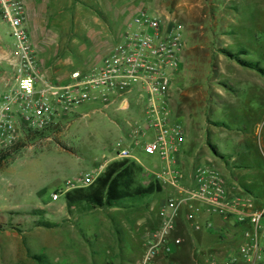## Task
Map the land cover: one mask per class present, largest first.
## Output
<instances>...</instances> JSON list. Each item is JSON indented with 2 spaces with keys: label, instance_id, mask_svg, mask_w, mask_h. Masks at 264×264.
I'll use <instances>...</instances> for the list:
<instances>
[{
  "label": "rangeland",
  "instance_id": "obj_1",
  "mask_svg": "<svg viewBox=\"0 0 264 264\" xmlns=\"http://www.w3.org/2000/svg\"><path fill=\"white\" fill-rule=\"evenodd\" d=\"M151 1L140 0L138 7L120 14L124 24L115 33L108 30L112 17L104 15V11L98 16V25L86 15L78 17L76 23L74 16L59 17L60 27L65 28L60 33L59 43L67 50L61 49L55 60H63L70 73L98 68L138 10H146L149 15L156 12L176 18L184 28L185 47L169 98L172 116L180 122L182 120L191 138L199 132L207 137L206 131L212 128L208 120L220 123L223 134H211L210 137L222 157L220 170L227 175V165L236 167L239 173H248L250 168L241 164L252 156L255 162L261 163L263 175L255 174L249 178L246 174L247 181L242 179L239 184L257 189V194L263 197V155L259 150L255 152L250 136H246L243 142L238 136L227 137L226 134L229 131H252L253 113L264 109V0H161L156 5ZM250 71L253 74H249ZM242 79L257 83L241 84L231 90L225 88L232 84L230 80ZM226 90L230 91L229 97L236 98L233 108L217 107ZM142 107L140 103L134 111L136 118L130 119L131 109L117 110L114 106L104 108L101 104L86 103L72 114L57 119L39 135L22 128L18 152L12 156L18 155L9 160V164L13 170L18 168V172H22L21 179L48 184L33 202L28 200L29 209L18 211L21 214L7 210L0 215V264H109V261L136 264L143 249L144 208L133 212L103 208L83 214H78V208H75L69 214L68 209L58 211L56 207L66 206L62 192L68 180L107 161L108 155L116 153L120 146L134 143L127 136L128 126V130L120 126L129 119L131 124L142 121ZM147 139L146 136L140 140ZM29 147H32L30 151ZM135 155L140 166L153 168L161 164L156 156H148L143 151ZM134 165L137 169L136 187L145 188L142 168ZM25 172L32 174L27 177ZM255 172L260 171L255 169ZM14 178L5 174L2 179L3 183H12L10 195L3 196L5 204L15 202L14 191L18 186ZM53 193L59 194L58 200L51 198ZM167 195L168 192L163 190L151 198L154 201L166 199ZM141 199L121 202L135 204ZM105 231L112 232L110 240L101 238ZM214 237V234L207 235L202 243H197V250L205 255L207 264L210 255L203 243ZM226 239L233 241L229 236ZM260 241L263 245L264 239Z\"/></svg>",
  "mask_w": 264,
  "mask_h": 264
},
{
  "label": "built area",
  "instance_id": "obj_2",
  "mask_svg": "<svg viewBox=\"0 0 264 264\" xmlns=\"http://www.w3.org/2000/svg\"><path fill=\"white\" fill-rule=\"evenodd\" d=\"M0 18L8 24L14 40L17 81V87L0 99V151L20 142L22 128L28 132L44 131L86 103L123 109L128 96L135 93L143 104V119L131 125L129 138L133 145L120 146L116 156L137 161L131 148L140 146L143 153L156 156L161 163L153 168L141 166L143 184L168 186L176 193L159 207L160 223L146 235L145 251L137 264H156L160 254L168 256L181 244V238L172 237L181 213L195 232L221 234L222 226L227 224L231 229L229 237L237 242L238 257L247 264H264L260 243L264 239V198L257 203L255 196L211 165L196 168L192 186L183 185L185 175L179 166V154L184 129L173 118L169 103L185 47L184 28L176 18L138 10L101 65L72 72L71 80L63 86L47 81L37 86L40 70L24 26L23 3L0 0ZM146 136L147 140H140ZM257 137L259 142L264 139V119L257 127ZM260 151L264 157V148L260 147ZM105 168L99 164L68 180L62 193L89 187ZM58 197V193L52 194L53 200ZM204 217H217L221 225ZM235 261L233 257L222 262L210 256L208 264Z\"/></svg>",
  "mask_w": 264,
  "mask_h": 264
},
{
  "label": "crops",
  "instance_id": "obj_3",
  "mask_svg": "<svg viewBox=\"0 0 264 264\" xmlns=\"http://www.w3.org/2000/svg\"><path fill=\"white\" fill-rule=\"evenodd\" d=\"M20 1L23 3L25 8L24 26L28 32L33 53L36 57L38 67L40 70V79L37 86H42L44 81H47L56 86H63L71 80V74L73 71L71 73L67 71L65 65L62 62L63 60L60 59L55 60L54 58L55 56L60 55L61 49L67 50L66 47L60 46L59 43V40L61 39L60 33L65 31V28L60 27L61 21L59 20V17L74 16L76 18L75 20L76 23L78 17L82 15H86L91 18L92 23L98 25L100 23L98 16L99 14L103 15V11H104V15L106 14L107 16L109 15L112 17L111 20L112 23H110V26H108V30L111 29L113 30L112 32L115 33L116 31H118L120 27L122 28V25L124 24L120 20L119 15L128 11L130 8L138 7L139 5H137V3L140 0H20ZM151 2L152 5H156L157 3H161L162 1L152 0ZM110 27H112L113 29ZM86 28L87 30L90 29V27H86ZM74 38L76 39V37ZM15 60H16V55L14 50V40L10 35V28L8 24L0 18V99L3 94L8 93L9 91L17 87L16 73L13 66ZM250 73L253 74L251 71L249 72V74ZM230 81L232 83L230 87H225L226 89L230 88V90L238 88L241 84H248L249 82H251V84L257 83V81L248 80V79L233 80V81L230 80ZM219 92L220 94H224L222 93V91ZM228 94H230V91L226 90L225 96L219 98L220 102L219 104H217L218 105L217 107L233 108L234 99L236 98L234 96V98L232 99V97H229L231 94L230 95ZM262 94L264 95V93ZM140 103L141 101L138 99V96L133 93L128 96L125 105H122L123 108L122 110L131 109L130 119H134V117L136 116L134 115V111L137 110V107L139 108ZM114 107L117 110H120L118 107L116 106ZM253 114L255 115L251 126L252 131H249L248 133L246 132L235 133L229 131L227 134L226 133L224 134H226L227 137L237 138L238 136L239 141H243V142L246 140V136H250L252 139L251 144L253 145L255 144L254 146H252L253 149H255V152L259 150V152L261 153L260 147L264 148V139H261L259 142L257 137V127L259 123H261V121L264 119V109L261 110L259 113H253ZM129 120L120 126L122 127L123 130H128L126 129V126H128L129 128L127 132L128 137L132 125L129 122ZM208 122L209 124L212 125V128L206 131L207 132L206 138L200 132L198 133L197 136L195 135L192 138L189 137L190 133L188 132L187 127L185 128L183 126L184 143L180 148L179 166L184 172L185 178L183 181V185H185L186 187L192 186V177L196 168L198 167L202 168L207 165H211L220 170L221 168H219V164L220 165L223 164L220 162V159L222 160V157L220 156V154L217 153L216 145L213 144L210 137H212V135H217V134L221 136L224 131L222 130V126L220 123L211 122L209 120ZM217 126L219 127L218 129L216 128ZM130 145L133 144L130 143ZM31 149L32 147L28 148L29 151ZM247 149L248 151H251L250 148L247 147ZM138 151H142V149L139 146L131 148V153L136 160H138V158L136 157L135 153ZM17 155L18 153L15 156H11L7 158L0 165V215L7 210H11L14 213H18V211L29 209V207L31 206L30 204H28V200L32 199L33 202L34 199L38 197L41 192L44 191L46 185L48 184V182L46 183L33 182V181L21 179L20 176L23 175L22 172H18L19 170L18 168L17 170H13L11 168L12 165L9 164L10 163L9 160L15 158ZM128 160L133 164L139 165L138 163H136V161L130 159ZM114 161H120V159L117 158L116 153L111 152L108 155L107 161L96 164L94 167L90 169V171L95 169L99 164H103L105 167H107V165H109ZM241 165L244 168H250V170H248V173H246L245 171H241L239 173V170L235 169L236 167L235 168L228 167L226 165V167L228 168L226 170L228 172L227 176L232 182L236 183L239 186H241L240 184H242L241 182L242 179L243 180L246 179V174L249 175L248 176L249 178L254 177L255 174L257 176L263 175V173H261V170L263 169L262 167H260L261 163L255 162L252 156L249 159L243 160ZM139 167L141 168L140 165ZM223 169H225V166H223ZM255 169L260 172H255ZM90 171H87L84 174ZM5 174L11 175L12 178L15 177L14 179H16L17 182L16 186H18L16 188V192L14 191L16 195L14 200L15 202H12L10 204H5L3 202L4 201L3 196L10 195L12 188L11 182L3 183L2 181ZM31 174H32L31 172H25L24 176L29 177L31 176ZM143 174L144 173H142L141 175L142 179L144 178ZM242 188L247 192L251 193L253 196L254 195L258 196L257 203H259V200H262L264 198V196L260 198L261 196L257 194L258 192L257 189L252 190L247 187H242ZM163 190L168 192L166 199L159 198L158 200L155 201L152 200L151 197H155L156 193H160ZM62 194L65 195V193ZM175 194L176 193L173 188L168 186H164V187L160 186V191H156L153 194L149 195L148 197H141L142 199L140 203L138 202L134 204L130 202H123L121 203V205H116L113 207H104L109 209L111 208L114 211L129 209L131 210V212L138 210L139 208L145 209L146 217L143 222L145 227L144 228L145 234H144V242L142 245L143 247L142 254L140 258L142 257L145 251L146 235L149 232L156 229L160 223V219L158 216L159 207L169 197L175 196ZM56 208L58 209V211L66 208L68 209L69 214H71L72 210L75 209V207L68 208L67 201L65 207L58 206ZM97 209H103V208H95L80 213L78 211L77 213L83 214L91 211H96ZM204 219L212 220L216 225H221V221H219L217 217H208V218L204 217ZM65 220L68 221V219ZM222 227L223 228L221 229L222 231L221 234L211 233L214 234L215 237L212 240H210L208 243H203V245L207 247L209 255L222 262L226 258L233 257L236 260L235 264H247L243 259H241L237 255L236 252L237 242L229 241L228 239H226V236H230V232H231L229 226L225 224ZM111 233L112 232L105 231L102 234L101 238L103 239V237H106L105 240H110L111 237L113 236ZM211 234L206 233L204 231L201 232L193 231L186 222L184 213H181L177 220V228L174 230L172 237L173 238L179 237L182 239V242L174 250L172 254L168 256L160 254L157 258L156 264H207V262L205 261V255L203 253L201 254L197 250V243H202L204 238L207 235H211ZM261 253L263 254L264 257V243L261 248ZM139 259L137 260V262L139 261ZM108 263L114 264L111 261H109Z\"/></svg>",
  "mask_w": 264,
  "mask_h": 264
},
{
  "label": "trees",
  "instance_id": "obj_4",
  "mask_svg": "<svg viewBox=\"0 0 264 264\" xmlns=\"http://www.w3.org/2000/svg\"><path fill=\"white\" fill-rule=\"evenodd\" d=\"M244 66L246 65L244 64ZM250 68L253 67L250 66ZM44 131H35L33 134L39 135ZM18 148V145H14L0 151V165L7 158L18 152ZM136 175L137 169L129 160L114 161L107 165L105 170L89 187L77 188L66 192L67 207L78 208L80 213L95 208L121 205L123 200L146 197L156 191H160V186L156 183L145 188L136 187ZM255 197L258 199V196ZM35 258L39 259V257Z\"/></svg>",
  "mask_w": 264,
  "mask_h": 264
}]
</instances>
